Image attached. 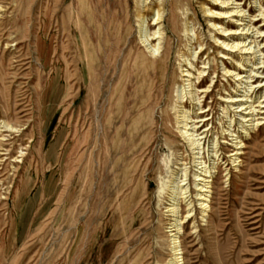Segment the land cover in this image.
Wrapping results in <instances>:
<instances>
[{
	"label": "rangeland",
	"instance_id": "rangeland-1",
	"mask_svg": "<svg viewBox=\"0 0 264 264\" xmlns=\"http://www.w3.org/2000/svg\"><path fill=\"white\" fill-rule=\"evenodd\" d=\"M254 1L238 0L262 30L264 0ZM211 2L0 0V126H13L0 131L9 149L0 155V264H169L164 206L176 198L183 219L187 205L160 187L184 165L193 210L181 224V264H264V127L246 136L237 116L224 117L222 96L235 85L221 76L211 24L227 19L209 16ZM141 25L160 30L158 63ZM193 54L196 68L208 67L195 88L211 127L207 162L212 141L219 146L205 212L175 113ZM182 105L199 116L189 99ZM227 128L244 142L233 163Z\"/></svg>",
	"mask_w": 264,
	"mask_h": 264
},
{
	"label": "bare ground",
	"instance_id": "bare-ground-1",
	"mask_svg": "<svg viewBox=\"0 0 264 264\" xmlns=\"http://www.w3.org/2000/svg\"><path fill=\"white\" fill-rule=\"evenodd\" d=\"M211 5L214 9H206L205 11L209 14L211 18L216 19H227L226 23H216L212 22V26L218 30L219 39L221 46L220 58L222 68V77L227 80V82H232L235 87L234 91L225 92L222 96L224 117H228V113H232L233 116H237L239 123L242 124L241 128L246 136L249 135L250 131L260 130L264 127V51L261 50L258 38L262 37V49L264 48V29L256 28L254 17L256 15H248L246 10L243 8V3L238 2V0H212ZM257 3V0L254 1ZM258 15L262 21V28H264V7L260 6L257 10ZM161 18V14L157 10L155 13L154 24L157 23ZM144 28V29H143ZM141 41L143 46L146 48L149 56L154 57L153 63H158L160 59V48L161 40L163 37L160 36V30L157 28L150 35L147 34V25H141ZM192 32V30H190ZM194 36V33H193ZM219 39H216L219 41ZM191 49V48H190ZM193 56V61H189L187 58L184 59L185 65L187 67L182 69V77L184 84L180 89L176 90V101L179 106H175V113H177L176 119L179 127V134L181 138L186 142L188 148L192 154V164L194 167L193 171V187H194V198L198 203L199 208L202 212L208 209L209 192L211 188V181L215 174L217 168L218 150L219 146L216 141H212L211 155L213 157L212 163L207 162L204 159V152L207 151L205 146L206 141H209L208 137L211 133V127L209 124H205L209 118L201 116L206 111L205 107L200 106V101L197 92L195 91L196 84H202L204 82V76H206L208 67H201V69L196 68L193 63L196 59V55ZM147 57V55H146ZM146 59V58H145ZM195 59V60H194ZM253 65L255 67H253ZM259 65V66H258ZM251 66V67H250ZM249 67L247 70L246 68ZM157 69V66H155ZM214 79L210 80V84L201 89L200 93L206 95L210 92V87L213 85ZM261 93V94H260ZM255 96L256 101L252 100ZM187 99L190 100L191 104L197 107L199 116L195 119L190 115V111L184 108L182 105ZM176 103V104H177ZM232 126V121L229 122L228 127ZM1 132H6L12 130L13 126L7 122H1ZM15 130V129H14ZM18 130V129H17ZM225 134L230 136L234 149L229 156H234L230 161L233 163L238 161L239 155L242 154V148L244 142L233 130L226 129ZM1 140L5 139V135L1 136ZM216 138V137H215ZM210 143V142H209ZM221 143H225L222 141ZM0 145V155L8 154L9 149L3 148ZM21 152V151H20ZM24 153H20L18 157H22ZM5 156V155H4ZM2 159H0L1 163ZM180 164H184L181 162ZM216 166V167H215ZM180 168V167H179ZM184 167L180 168L172 180L169 183H164L160 187L162 192L166 187L170 191V195L177 196V198H182L187 205V212L183 219L180 218V203L176 198H170V202H166L164 206V212H168L170 222L167 223L169 232V242L170 248L173 252L174 258L169 262V264H181V248L179 234L182 231L181 224L192 216V202L188 200L189 190L187 188L186 182V170ZM178 172H181L178 174ZM186 186V188H183ZM169 198V197H168ZM167 214V213H166ZM173 261V262H172Z\"/></svg>",
	"mask_w": 264,
	"mask_h": 264
}]
</instances>
